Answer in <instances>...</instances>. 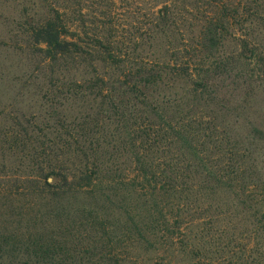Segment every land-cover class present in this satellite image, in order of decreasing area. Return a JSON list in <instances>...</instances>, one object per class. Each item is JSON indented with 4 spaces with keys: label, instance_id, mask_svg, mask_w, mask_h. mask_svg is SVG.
<instances>
[{
    "label": "rangeland",
    "instance_id": "374dc122",
    "mask_svg": "<svg viewBox=\"0 0 264 264\" xmlns=\"http://www.w3.org/2000/svg\"><path fill=\"white\" fill-rule=\"evenodd\" d=\"M167 220L214 248L180 264H264V0H0V255L168 263Z\"/></svg>",
    "mask_w": 264,
    "mask_h": 264
},
{
    "label": "trees",
    "instance_id": "16d2710c",
    "mask_svg": "<svg viewBox=\"0 0 264 264\" xmlns=\"http://www.w3.org/2000/svg\"><path fill=\"white\" fill-rule=\"evenodd\" d=\"M46 32L48 34L46 36L47 42H49V43L59 42L60 43V35H59L58 30H56V29L55 30L54 29L53 30H46ZM210 33H212V32H210ZM119 117H120L119 115H117V114L115 115V118L118 119ZM168 124L171 126V128L173 127L172 123H168ZM112 125L113 124H108L106 126L107 131L106 130L105 131H106V135H108L105 139L106 147L110 146V145L113 147L120 142H121V144H125L124 141H121L118 138H114L115 135H118V136L120 135V131H118L117 127H113V128L110 127ZM157 133H159L158 130H157L156 134ZM172 134L175 135V137L171 136L170 133L165 134L163 132L162 134H160V139L166 140L162 146V149L165 152L168 151L169 147H171L172 142H174L176 138L178 140H180L177 149L181 153V156L177 155L176 161H172L173 165H174V166H172L173 172H171V169L169 167L168 168L160 167V170L157 171L155 164L152 165L151 163L147 162L146 160L144 162V166L146 167V170H145L146 173L151 171L152 174H154L153 177H152V175H148L147 177L151 180L155 179V181L153 183V187L156 189V196H159V197H156L155 201L158 198L160 199V202L164 201L165 195L170 194L171 188L174 187V184H177L178 178L181 177V171L179 172L176 165H177V162L180 163V162L185 160V155H183L184 150L182 148V142L184 139L181 138L182 133L177 129H175ZM157 135H159V134H157ZM141 137H142V143L138 144L139 148L137 149V153L135 154V158H136L135 165H140V166L143 163V159L141 162V153L144 155L148 151H151V152L153 151V148L150 146H148L149 149L145 150L143 140L146 139V136L141 134ZM154 143H155V141H154ZM141 148H143V149H141ZM139 151L141 153H139ZM193 152H195V149L193 150ZM137 161H138V163H137ZM155 172H157L160 175L159 178H157L158 176L155 175ZM173 174H175L176 176H173ZM159 181H161V184L158 186L157 183ZM158 188L161 189V192L157 191ZM146 194H148V192H146ZM169 204H170V202L167 205H169ZM173 210L174 209L172 208V211ZM178 210H179V208H178ZM157 213L162 215V218H166V215L164 214V211H163V207H160L157 209V212L155 213V215H153V220H152L153 222L157 218V215H156ZM166 226H167L166 227L167 229L163 230V233H164L163 239H158V241L160 240L158 243L165 244V247L164 248L157 247L156 251L159 248L161 250L165 251L168 263H166L162 260H158L157 262H155V264H163V262L165 264H180V260L183 257L186 258V257L190 256V258H191L192 257L191 255H195L201 250V247L203 248V250L205 252L207 251V252L212 253L214 251V248L210 247L209 245L206 246L203 243V242H205V243L207 242V240H208L207 237H205L204 240H202L200 237L201 233L199 231L198 232L193 231V227L195 226V224H191L188 227L187 231L184 230V232L181 233L182 235L180 236V239H178V241H176L174 239L175 238V230L177 232H181L180 231L181 229H179V227L182 226V223H179L178 221L176 223H171L167 220ZM173 227H175V228L173 229ZM200 239H201V243L198 247V243H199ZM22 243H25L26 251H27L25 254V258L23 260H22V258H18L17 256H15L9 252H6L5 254L0 255V264H34V261L36 262V264H52V261H51L52 256L50 254L53 252L51 250L49 251L48 249H43L42 246L40 245V243H38L37 241L26 240V241H23ZM14 246H16V245H14ZM1 247H2V245L0 244V248ZM129 250H131V249H127L125 251L126 252L125 255H127V256H125V255L122 257L116 256V258L114 259V262H112L110 264H113V263L114 264H122L120 262V260L124 259V258L130 260L131 257L129 255H131V254H130ZM73 255H75V254H73ZM57 256H59V260L56 261V258H55L54 264H62L63 262H65L64 257L62 256L61 253H58ZM213 258H214V255H213ZM81 261H83V254L72 256V260H70L69 263H73V262L80 263ZM208 261H210L208 264H217L216 262H214L213 259H210ZM229 262H230V260H227L223 264H230ZM103 263L105 264L106 261H104ZM245 264H247V261H245Z\"/></svg>",
    "mask_w": 264,
    "mask_h": 264
}]
</instances>
